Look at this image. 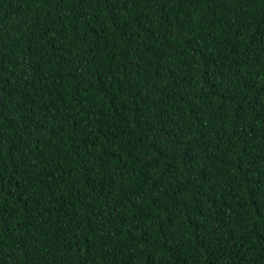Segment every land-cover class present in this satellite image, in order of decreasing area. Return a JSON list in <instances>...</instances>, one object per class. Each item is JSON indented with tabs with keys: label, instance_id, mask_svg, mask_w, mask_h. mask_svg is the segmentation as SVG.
Instances as JSON below:
<instances>
[{
	"label": "trees",
	"instance_id": "obj_1",
	"mask_svg": "<svg viewBox=\"0 0 264 264\" xmlns=\"http://www.w3.org/2000/svg\"><path fill=\"white\" fill-rule=\"evenodd\" d=\"M0 264H264V0H0Z\"/></svg>",
	"mask_w": 264,
	"mask_h": 264
}]
</instances>
